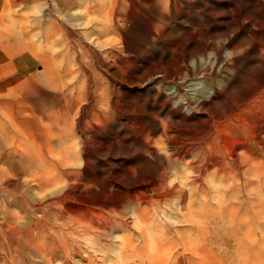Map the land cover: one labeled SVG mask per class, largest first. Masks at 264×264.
Returning <instances> with one entry per match:
<instances>
[{
  "label": "rangeland",
  "instance_id": "374dc122",
  "mask_svg": "<svg viewBox=\"0 0 264 264\" xmlns=\"http://www.w3.org/2000/svg\"><path fill=\"white\" fill-rule=\"evenodd\" d=\"M135 1L0 0V160L45 161L56 173L82 170L87 157L99 220L123 218L134 241H117L120 254L105 260L101 244L123 226L64 231L67 251L53 264H264V133L244 137L240 152L224 136L217 162L205 149L264 78V0ZM32 90L36 99L19 100ZM138 203L146 239L132 223ZM19 212L32 244V216Z\"/></svg>",
  "mask_w": 264,
  "mask_h": 264
},
{
  "label": "bare ground",
  "instance_id": "6f19581e",
  "mask_svg": "<svg viewBox=\"0 0 264 264\" xmlns=\"http://www.w3.org/2000/svg\"><path fill=\"white\" fill-rule=\"evenodd\" d=\"M100 1V0H99ZM85 3V2H84ZM103 3V2H102ZM111 3V2H110ZM136 1L132 0L131 7H134L136 9ZM98 5V4H97ZM101 8V7H100ZM130 8V7H129ZM62 9V8H61ZM105 9V8H104ZM134 9V10H135ZM99 10V9H98ZM128 10V9H126ZM130 10V9H129ZM132 10V8H131ZM98 12V11H97ZM125 12V11H123ZM135 14L136 12L133 11ZM130 12V13H133ZM101 13V10H100ZM124 14V13H123ZM7 15V14H6ZM44 15V14H43ZM106 15V14H105ZM73 16V15H72ZM102 15L99 19H101ZM105 17V16H104ZM108 17V16H107ZM73 18V17H72ZM8 19H6L7 21ZM73 20V19H72ZM80 20V19H79ZM107 20L108 19H101ZM111 20V18H110ZM130 20V19H129ZM138 20V19H137ZM52 21V20H49ZM78 21V20H77ZM97 21V20H96ZM116 21V20H115ZM106 22V21H105ZM104 23V22H103ZM102 23V24H103ZM66 24V23H64ZM108 24V23H107ZM136 24V23H135ZM68 25V24H67ZM75 25V24H74ZM94 25V24H93ZM106 25V24H105ZM92 27V26H89ZM90 30V29H88ZM87 30V31H88ZM104 30V29H103ZM76 32V31H75ZM81 32V31H79ZM90 32V31H89ZM68 33V32H67ZM91 33V32H90ZM126 33V32H125ZM78 34V33H77ZM80 34V33H79ZM89 35V34H88ZM79 36V35H78ZM91 36V35H90ZM89 36V37H90ZM81 37V36H80ZM88 37V36H87ZM96 37V36H95ZM83 41V39H82ZM95 41V40H94ZM71 42V41H70ZM74 42V41H73ZM94 43V42H93ZM76 44V43H75ZM96 62V61H95ZM93 65V64H92ZM69 76V75H68ZM155 78V77H154ZM257 79V78H256ZM30 82V81H29ZM2 83V82H1ZM27 84V83H26ZM24 85V84H23ZM73 85V84H72ZM16 87V86H15ZM26 87V86H25ZM5 89V88H3ZM2 89V91H3ZM12 89V88H10ZM23 89V88H22ZM14 90V89H13ZM16 90V89H15ZM14 90V91H15ZM25 90V88L23 89ZM22 90V91H23ZM29 90V89H28ZM179 90V89H178ZM218 90V89H217ZM19 91V90H18ZM36 91L32 92H26L23 94L22 98L19 99L21 102L28 101L29 99H36L38 96H35ZM21 93V92H20ZM254 94L252 101L248 103L247 105H244L243 108L239 110V113H237L233 118H231L230 121L227 123H222L220 125V130L218 131V135L212 139L213 141L210 143V147H207L206 145V151L207 153H210L212 157L215 159L214 161L217 162V154L222 153L223 150L227 147L226 142L222 143L220 142L221 138L227 139L230 144L232 145V148L236 152H240L241 149H243L246 145L243 138L244 137H253L257 138L261 134L264 133V78H262L259 82L254 83V89L252 91ZM66 94V93H65ZM63 95V94H62ZM70 95V94H69ZM113 95V94H112ZM41 96V95H40ZM42 97V96H41ZM65 97V96H62ZM186 97V96H185ZM68 98V97H67ZM215 98V97H214ZM11 99V98H10ZM66 99V98H65ZM23 100V101H22ZM64 101V100H63ZM67 101V100H66ZM71 101V100H70ZM112 101V100H111ZM68 103V102H67ZM74 103V102H73ZM69 104V103H68ZM36 105V104H35ZM70 106V105H69ZM82 108V107H81ZM38 112V108H35ZM41 111V110H40ZM42 112V111H41ZM206 112V111H205ZM228 112V111H227ZM5 113H7L5 111ZM45 113V112H44ZM24 114V113H23ZM45 114L40 113V119L44 117ZM46 117V115H45ZM48 119V118H47ZM7 120V119H6ZM42 121V120H41ZM44 121V118H43ZM42 121V122H43ZM46 122L48 120H45ZM237 121V122H236ZM6 122V121H5ZM13 122V121H12ZM49 122V121H48ZM219 122V121H218ZM11 123V122H10ZM16 123V122H15ZM24 123V122H23ZM26 123V122H25ZM12 124V123H11ZM30 124V123H29ZM17 125V123H16ZM28 125V124H27ZM207 125V124H206ZM211 125V124H210ZM218 125V124H217ZM14 126V125H12ZM208 126V125H207ZM206 126V127H207ZM219 126V125H218ZM17 127V126H16ZM13 128V129H16ZM20 127V126H19ZM74 127V126H73ZM211 127V126H209ZM213 128V127H212ZM73 129V128H72ZM75 130V128H74ZM199 130V129H198ZM211 130V129H210ZM17 131V130H16ZM40 131V130H39ZM207 131V129H206ZM212 131V130H211ZM215 131V130H214ZM21 132V131H20ZM196 132V131H195ZM203 132V131H202ZM226 132H229V136ZM36 135V134H35ZM198 135V134H197ZM226 135L228 137H226ZM18 137V136H17ZM25 137V136H24ZM203 137V136H201ZM218 137V138H217ZM181 138V137H180ZM24 139V138H23ZM22 139V140H23ZM26 139V138H25ZM35 139V138H34ZM184 139V138H183ZM259 139V138H258ZM21 140V141H22ZM27 140V139H26ZM31 140V139H30ZM182 140V139H181ZM211 140V139H209ZM28 141V140H27ZM187 141V140H185ZM246 141V140H245ZM262 141V140H261ZM32 142V141H31ZM181 143L184 141H180ZM189 142V141H188ZM207 142V141H206ZM27 143V142H26ZM25 143V144H26ZM177 143V142H176ZM261 143V142H260ZM19 145H22V142L18 143ZM17 144V145H18ZM24 144V143H23ZM24 144V146H25ZM185 144V143H183ZM199 144V143H198ZM34 145V144H33ZM186 145V144H185ZM193 145V143H192ZM195 145V144H194ZM193 145V146H194ZM201 145V144H200ZM35 146V145H34ZM39 146V145H38ZM190 146V145H187ZM23 147V146H22ZM29 147V146H28ZM181 147V146H180ZM2 148V147H1ZM19 148V147H18ZM33 148V147H32ZM152 148V147H151ZM150 148V149H151ZM178 148V147H177ZM182 148H184L182 146ZM181 148V150H182ZM199 148V147H198ZM196 147V149L198 150ZM25 149V148H24ZM27 149V148H26ZM149 149V150H150ZM155 149V148H154ZM190 149V148H189ZM188 149V150H189ZM23 150V149H22ZM191 150V149H190ZM200 150V149H199ZM25 151V150H23ZM38 151V150H37ZM176 151V150H175ZM184 151V150H183ZM187 151V147H186ZM192 151V150H191ZM190 151V152H191ZM204 151V149H203ZM86 152V151H85ZM189 152V155H190ZM196 152V151H194ZM151 153V152H150ZM155 153V152H154ZM181 153V151H180ZM183 153V152H182ZM181 153V154H182ZM188 153V152H187ZM192 153V152H191ZM206 153V154H207ZM235 153V152H233ZM78 154V153H77ZM239 154V153H238ZM188 155V154H187ZM186 155V156H187ZM241 155V154H240ZM264 155V154H263ZM79 156V155H78ZM180 156L179 154L177 157ZM239 156V155H237ZM85 157V155H84ZM188 157V156H187ZM183 158V157H182ZM204 158V157H203ZM239 158V157H238ZM207 159V158H206ZM227 159V158H226ZM194 160V159H193ZM228 160V159H227ZM239 160V159H238ZM81 161V162H80ZM175 161V160H174ZM198 161V160H197ZM208 161V160H207ZM45 161H39L36 165L31 161L29 166H24L23 169H13L12 167L6 169L4 168V162L0 160V194L2 197V202H0V208L1 212L3 213V218L0 223V264H28L27 262V255L32 252V264H53L56 260V258L60 257L61 254L65 251H67L66 246V238L62 237V232L72 230L75 234H78V230L81 229H93L96 231H102L104 233H108V227H111L112 225L116 223L119 226H123L119 230H115L113 234H111V237L116 238V241H113V244L109 242V239H106L103 244H101V252L104 253V259H110L108 258L109 252L113 250L114 254L119 255L121 252V249L117 248L114 245L117 243V241L122 244V247H130L131 243L134 241L132 238L128 235H124L128 229L126 226H124L125 223H120L121 218H115V219H108L109 221H100V210L99 208H96L91 204V199L93 195H95L97 189H93L90 192L85 190H88L92 188L93 185H91V179H88L87 181H84L85 177L83 175V170H87L89 166V159L85 157L82 161V157L79 156V164L83 165L82 170L77 169L73 172H70L68 169L62 170V171H56L49 170L46 167ZM170 162V161H169ZM225 162V161H224ZM230 162V161H229ZM239 162V161H238ZM196 163V162H195ZM204 164V162H203ZM206 164V163H205ZM209 165V164H208ZM206 165L207 167H209ZM214 165V164H212ZM217 165V164H215ZM244 166V165H243ZM34 167H37L38 170ZM194 167V166H192ZM196 167V166H195ZM198 167V166H197ZM242 167V166H241ZM213 168V167H212ZM259 169V168H258ZM257 169V170H258ZM211 170V169H210ZM201 171V170H199ZM205 171V168H204ZM209 171V170H208ZM216 171V170H215ZM196 172V171H195ZM202 172V171H201ZM200 172V173H201ZM211 172V171H209ZM240 172V171H239ZM261 173V170L259 171ZM204 173V172H203ZM206 173V171H205ZM221 174V171L219 172ZM218 173V175H219ZM211 174V173H210ZM213 174H216V172H213ZM197 175V174H196ZM194 175V176H196ZM204 176V174H202ZM208 175V174H207ZM216 175V176H218ZM250 175V174H249ZM260 175V174H259ZM28 176L27 183L23 184V186H27L26 188H23L21 190V186L24 180V177ZM246 176V175H245ZM261 176V175H260ZM259 176V177H260ZM222 177V176H221ZM224 177V176H223ZM249 177V176H247ZM202 178V176H201ZM206 178V177H204ZM209 178V175H208ZM217 178V177H216ZM215 178V179H216ZM252 178V177H251ZM264 178V177H263ZM64 179V180H63ZM167 179V178H166ZM165 179V180H166ZM192 179V178H191ZM221 179V178H220ZM224 179V178H223ZM220 180V181H223ZM248 179V178H247ZM250 179V178H249ZM195 180V179H193ZM198 180V179H197ZM201 180V179H200ZM204 180V179H203ZM202 180V181H203ZM209 180V179H208ZM252 180V179H251ZM251 180H249L251 182ZM259 180V179H258ZM98 181V180H97ZM96 181V182H97ZM205 181V180H204ZM225 181V180H224ZM223 181V182H224ZM64 182V183H63ZM212 182L209 181L208 184ZM241 182V181H240ZM243 182V181H242ZM248 182V181H247ZM254 182V181H253ZM257 182V181H256ZM260 182H262L260 180ZM95 183V182H93ZM92 183V184H93ZM225 183V182H224ZM110 184V183H109ZM175 184V183H174ZM202 184V183H201ZM204 184V183H203ZM250 184V183H249ZM96 185V183H95ZM215 185V184H214ZM204 186V185H203ZM245 186V185H243ZM96 187V186H95ZM108 187V186H107ZM199 187V186H198ZM206 187V186H205ZM13 188V192L10 191ZM106 188V187H105ZM201 188V187H200ZM9 189V190H8ZM107 189V188H106ZM206 189V188H205ZM215 189V188H214ZM217 189V187H216ZM242 189V188H241ZM240 189V190H241ZM264 189V188H263ZM199 190V188H198ZM221 190V188H220ZM261 190V189H260ZM106 191V190H105ZM108 191V190H107ZM185 191V190H184ZM187 191V190H186ZM185 191V193H186ZM205 191V190H204ZM204 191L199 192V194H203ZM214 193L213 195L215 194ZM219 191V190H218ZM231 191V190H230ZM242 191V190H241ZM101 192V190H100ZM112 192V191H111ZM110 192V193H111ZM126 192V191H125ZM124 192V193H125ZM207 192V191H205ZM210 192V191H209ZM212 192V191H211ZM224 192V190H223ZM262 192V191H261ZM104 193V192H103ZM108 193V192H107ZM127 194V193H126ZM208 194V192H207ZM221 194V193H220ZM108 195V194H107ZM139 195V194H138ZM144 195V194H143ZM166 195V194H165ZM170 195V193H169ZM210 195V194H209ZM218 195V194H217ZM227 195L230 196L228 193ZM171 196V195H170ZM173 196V195H172ZM183 198L184 195H181ZM191 196V195H190ZM226 196V195H225ZM140 197V196H139ZM144 197V196H143ZM178 197V196H177ZM180 197V196H179ZM188 197V195H187ZM185 197V199L187 198ZM200 197V196H199ZM206 197V196H205ZM211 197V196H210ZM213 197V196H212ZM105 202H107L108 205H114L115 203L113 201L107 200V196H104ZM110 199V198H109ZM131 199V198H130ZM135 199V198H134ZM170 199V198H168ZM166 199V200H168ZM172 199V198H171ZM199 199V198H198ZM217 199V198H216ZM219 199V195H218ZM226 200V198H224ZM101 200V199H100ZM107 200V201H106ZM137 200H140L139 198ZM165 200V198H164ZM181 200V199H180ZM189 200V199H188ZM208 200V198H207ZM206 200V203L207 202ZM213 199H211L212 201ZM1 201V200H0ZM99 201V200H98ZM104 201V200H103ZM184 201V200H183ZM202 201V200H201ZM199 200V202H201ZM231 203V200H229ZM141 202V201H139ZM171 202V201H170ZM199 202H197L199 204ZM221 202V201H220ZM236 202V201H235ZM103 203V202H102ZM146 203V202H144ZM180 203V202H179ZM185 203H187L185 201ZM190 203V202H189ZM211 203V202H210ZM213 203V202H212ZM229 203V202H227ZM226 203V204H227ZM104 204V203H103ZM106 204V203H105ZM139 204V203H138ZM142 204V203H141ZM139 206H135V209L133 211V224L136 228V230H140L143 233V236L146 239V236L144 235L148 229L145 227V218H144V212L145 210L140 208ZM161 204V203H160ZM183 204V202L181 203ZM136 205V204H135ZM144 205V204H143ZM172 205V204H171ZM189 205V204H188ZM202 206V203L200 204ZM209 205V204H208ZM207 205V206H208ZM211 205V204H210ZM204 206V205H203ZM213 208V205H211ZM215 206V205H214ZM133 207V206H132ZM183 207V206H182ZM179 208V207H178ZM181 208V207H180ZM179 208V209H180ZM187 208H191L190 206ZM186 208V209H187ZM206 208V207H205ZM204 208V209H205ZM214 208H217L214 207ZM185 211V209H183ZM190 209H188L189 211ZM192 210V209H191ZM215 210V209H214ZM26 212L29 213L30 216H32V221L30 222L32 224V230L29 231L30 234H32V244L31 240L24 239V231H23V225L25 226L24 222H21V218L18 217L17 212ZM170 211V210H169ZM173 211V210H172ZM184 211L183 214H184ZM195 211V210H194ZM216 211V210H215ZM220 211V210H219ZM19 212V213H20ZM131 212V210H130ZM171 212V211H170ZM187 212V210H186ZM185 212V213H186ZM197 212V211H196ZM15 213V214H14ZM17 213V214H16ZM190 214V212H188ZM226 213V212H225ZM178 214V212H177ZM180 214V213H179ZM22 215V214H21ZM169 215V214H168ZM188 215V214H187ZM197 215V214H196ZM173 216V215H172ZM176 216V215H175ZM193 216V215H192ZM220 216V215H219ZM36 217H38L36 219ZM112 217V216H111ZM178 217V216H177ZM189 218V216H188ZM217 218V217H216ZM132 219V218H130ZM187 219V218H186ZM209 220V218H208ZM188 222L191 221L188 219ZM26 222V221H25ZM126 222V221H125ZM183 222V221H182ZM185 222V221H184ZM194 222V219H193ZM221 222V221H220ZM186 223V222H185ZM179 223H177L178 225ZM176 225V224H175ZM193 225V223H192ZM223 228V227H222ZM84 231V230H83ZM139 231V232H140ZM82 232V231H81ZM101 232V233H102ZM69 234V233H68ZM115 234V235H114ZM59 235L62 238H59ZM91 236V235H90ZM142 236V235H141ZM77 237V236H76ZM26 238V237H25ZM103 238V237H102ZM108 240V241H107ZM157 241V240H156ZM108 243V244H106ZM91 244V243H90ZM105 244V245H104ZM144 247H147L151 249L152 251H156L159 249V245L157 242H155L154 239L146 240V242L143 243ZM82 247V246H81ZM30 249V252H29ZM80 249V248H79ZM32 250V251H31ZM91 251V250H90ZM107 252V254L105 253ZM98 253V252H97ZM31 254V253H30ZM86 254V253H85ZM96 254V253H95ZM88 255V254H87ZM80 258V257H79ZM93 258L90 257L87 259L86 263L83 264H89V262ZM35 260V261H34ZM63 262V261H62ZM164 262V261H163ZM30 263V262H29ZM112 264V263H109Z\"/></svg>",
  "mask_w": 264,
  "mask_h": 264
}]
</instances>
